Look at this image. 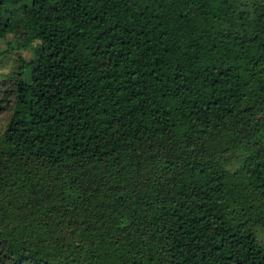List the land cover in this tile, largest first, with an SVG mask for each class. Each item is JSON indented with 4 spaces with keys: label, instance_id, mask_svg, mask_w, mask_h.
I'll return each instance as SVG.
<instances>
[{
    "label": "trees",
    "instance_id": "obj_1",
    "mask_svg": "<svg viewBox=\"0 0 264 264\" xmlns=\"http://www.w3.org/2000/svg\"><path fill=\"white\" fill-rule=\"evenodd\" d=\"M1 116L0 264H264V0H0Z\"/></svg>",
    "mask_w": 264,
    "mask_h": 264
},
{
    "label": "rangeland",
    "instance_id": "obj_2",
    "mask_svg": "<svg viewBox=\"0 0 264 264\" xmlns=\"http://www.w3.org/2000/svg\"><path fill=\"white\" fill-rule=\"evenodd\" d=\"M23 41V35L20 32H15L14 35L11 37V46H10V50L12 53V56H10L8 58V65L10 66L13 63V60L15 59V57L19 54H21V56L26 60L29 61L32 58L33 53L35 52H39L43 46H35L34 49H28V50H23L21 49L20 45L21 42ZM4 116L0 117V126L3 124L4 122Z\"/></svg>",
    "mask_w": 264,
    "mask_h": 264
}]
</instances>
